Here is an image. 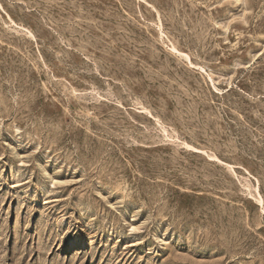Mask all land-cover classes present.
<instances>
[{
  "label": "rangeland",
  "instance_id": "374dc122",
  "mask_svg": "<svg viewBox=\"0 0 264 264\" xmlns=\"http://www.w3.org/2000/svg\"><path fill=\"white\" fill-rule=\"evenodd\" d=\"M0 264H264V0H0Z\"/></svg>",
  "mask_w": 264,
  "mask_h": 264
},
{
  "label": "bare ground",
  "instance_id": "6f19581e",
  "mask_svg": "<svg viewBox=\"0 0 264 264\" xmlns=\"http://www.w3.org/2000/svg\"><path fill=\"white\" fill-rule=\"evenodd\" d=\"M195 152H200V150H195Z\"/></svg>",
  "mask_w": 264,
  "mask_h": 264
}]
</instances>
